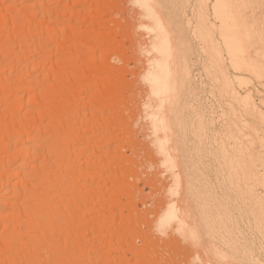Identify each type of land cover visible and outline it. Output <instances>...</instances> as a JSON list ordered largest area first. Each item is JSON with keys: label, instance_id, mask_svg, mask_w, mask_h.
Segmentation results:
<instances>
[{"label": "bare ground", "instance_id": "obj_1", "mask_svg": "<svg viewBox=\"0 0 264 264\" xmlns=\"http://www.w3.org/2000/svg\"><path fill=\"white\" fill-rule=\"evenodd\" d=\"M143 1L147 7L154 2ZM239 1L216 0L214 13L225 26L223 44L233 70L243 74L233 76L241 88L250 82L244 74L260 72L246 53ZM111 9V0H0V264H161L163 259L169 264V238L161 242L156 233L169 237L175 221L183 237L190 233L197 239L196 229L179 217L177 203L169 206L166 197L154 204L153 219L145 221L136 207L140 199L146 204L138 189V162L121 153L123 137L116 132L123 130L133 141L120 115L125 105L121 72L105 60L106 50L119 44L118 30L104 18ZM229 19H235L232 25ZM158 22L166 27L162 17ZM170 44L169 36L161 38V58L145 76L160 101L157 111L149 103L148 116L164 164L171 155L158 132L169 129V94L184 80L173 77ZM221 75L226 88L237 93L230 75ZM240 100L245 109L255 104L251 94ZM147 183L154 187L150 178Z\"/></svg>", "mask_w": 264, "mask_h": 264}, {"label": "rangeland", "instance_id": "obj_2", "mask_svg": "<svg viewBox=\"0 0 264 264\" xmlns=\"http://www.w3.org/2000/svg\"><path fill=\"white\" fill-rule=\"evenodd\" d=\"M241 1L236 9L238 21L245 22L242 24L248 33L246 53L254 59L260 72L259 76L244 74L251 83L241 88L233 81L239 73L233 70L231 57L223 44L222 34L226 29L214 13L216 0H154L148 7L143 0H111L112 9L104 17L118 30L115 36L119 44L106 50L105 60L106 65L121 72L119 80L122 82H119L123 85L119 84L124 88L125 105L120 115L133 133V141L129 142L123 130H116L123 137L118 143L123 146L120 150L124 157L136 158L135 168L141 176L139 193L146 196V204L140 199L136 207L147 221L148 217L155 216L154 204L166 197L169 206L177 203L178 214H182L179 217L197 231V239L190 233L189 237H183L176 230L177 223L172 221L169 237L156 233L161 242L169 238V249L164 246L165 252L169 250L166 254L169 264H264V218L260 221L264 213H259L264 208V181L261 180L264 178V123L261 122L264 121V0ZM159 17L164 19L165 28L160 27ZM166 35L171 41L173 77L178 83L184 79L178 84V92L169 94V107L166 105L169 129L158 132L164 137L161 140L168 143L169 164L163 162L157 134L148 116L149 103L152 102L157 111L160 101L158 96L152 95L145 78L150 64L161 58L157 46ZM187 68L188 72L181 78ZM220 73L230 75L238 94L229 86L226 88ZM233 94L235 101L231 98ZM245 94H251L254 100L250 109H245L241 103L240 98ZM250 110L254 111L255 118ZM244 119L252 127L246 121L242 124ZM149 178L153 188L147 183ZM258 213V217L262 215L260 219ZM209 221L222 228L218 231L211 228ZM147 227L143 224L142 230ZM137 245L140 246L141 241L137 240ZM161 252L164 254L163 247ZM163 262L164 259L160 263Z\"/></svg>", "mask_w": 264, "mask_h": 264}]
</instances>
